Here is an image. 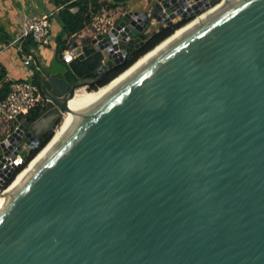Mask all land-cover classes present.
I'll use <instances>...</instances> for the list:
<instances>
[{
  "label": "water",
  "instance_id": "water-1",
  "mask_svg": "<svg viewBox=\"0 0 264 264\" xmlns=\"http://www.w3.org/2000/svg\"><path fill=\"white\" fill-rule=\"evenodd\" d=\"M222 2L146 0L75 38L70 63L62 48L30 55L49 101L0 139V169L53 138L88 78L123 63L125 41L135 50L152 22L190 17L175 33ZM77 115L2 204L0 264H264V0H232Z\"/></svg>",
  "mask_w": 264,
  "mask_h": 264
},
{
  "label": "crops",
  "instance_id": "crops-1",
  "mask_svg": "<svg viewBox=\"0 0 264 264\" xmlns=\"http://www.w3.org/2000/svg\"><path fill=\"white\" fill-rule=\"evenodd\" d=\"M143 1L146 2V0H125V7H117L116 9L104 8L94 17L93 24L98 19L104 22L113 20L115 25L121 14L126 11H138L136 8L132 10L131 7L132 5H140ZM53 9L54 5L49 0H0V66L6 72L4 82L12 84L14 82L32 80L36 85L33 78L34 68L31 67V64L28 66L24 65L25 59L30 57V55H35L38 59H50L59 48L58 43L53 40L51 45L47 47L38 46L30 54H23L17 45H12L11 43L22 34L24 23L29 17L39 16ZM91 29L92 26L85 28L81 32V35L90 36ZM59 31L60 25L54 16L51 20V34L53 38L55 36L58 38ZM1 85L2 83H0ZM20 123L21 120L14 123L1 121L0 139L9 136Z\"/></svg>",
  "mask_w": 264,
  "mask_h": 264
},
{
  "label": "trees",
  "instance_id": "trees-1",
  "mask_svg": "<svg viewBox=\"0 0 264 264\" xmlns=\"http://www.w3.org/2000/svg\"><path fill=\"white\" fill-rule=\"evenodd\" d=\"M53 5L54 9H59L55 14L58 24L60 25V31L57 36L54 37V41L58 43V47L62 49L67 48V41L74 35L80 34L85 28L93 24L94 17L103 9H116L117 7H125V0H115L111 3H106L101 0H49ZM191 20L190 17L181 20L173 27L165 28L159 31L155 35H142L141 39L145 41L144 45L136 50L130 48L128 50L127 58L125 61L112 69L105 77L100 81L97 86L89 88V90H97L98 87L108 84L112 79L121 74L132 64H134L141 56L155 48L163 40L168 38L174 31L181 26L185 25ZM23 54H30L33 49H36L38 45L33 41L31 37H28L21 44ZM6 76L5 69L0 66V97L4 98L10 88L9 82H4ZM45 108L36 107L33 109L26 117L28 123L34 122ZM52 135H45L39 142L38 147L29 151L28 156L25 157L22 166L17 168L12 174L11 178L6 183L5 188H7L11 182L15 179L17 174H19L30 161L45 147V145L50 141Z\"/></svg>",
  "mask_w": 264,
  "mask_h": 264
},
{
  "label": "built area",
  "instance_id": "built-area-1",
  "mask_svg": "<svg viewBox=\"0 0 264 264\" xmlns=\"http://www.w3.org/2000/svg\"><path fill=\"white\" fill-rule=\"evenodd\" d=\"M101 1H104L106 3H111L115 0H101ZM58 10L59 9H55L52 11H48L39 16L29 17L24 23L22 34L18 36L16 39H14L11 44L17 45L19 50L22 51V47H21L22 42L26 40L28 37H31L39 47H47L51 45L54 40L51 34V20L58 12ZM181 20H183L181 16L177 15V17L172 20V23L175 25ZM91 26L92 29L90 30L91 31L90 36H94L99 33H104L108 28L113 27L114 21L107 20L104 22V21H99L97 19L96 23ZM164 26H166V24H164ZM152 31L159 32V25L155 22H152L143 31L141 36L151 35ZM81 36H82L81 33L78 35H74L67 41V48L63 49V59L65 63H70L73 60L74 56L72 55L70 45L75 38ZM125 44L127 45L131 44L128 50L130 48H133L134 46L132 39H128L127 41H125ZM128 50L124 55V61L127 58ZM32 63L33 61L31 59V56L25 59L24 61V65L26 66ZM48 101L49 100L45 96H43L38 86L35 85L32 80L14 82L10 85V90L8 94L4 98L0 97V122L4 121L6 123H14L21 120V123L19 124L21 125L24 121H26L25 117L33 109H35L36 107L46 108V104ZM17 127H15L14 130ZM38 144H36L34 148L38 147ZM22 149H27L28 151H30L29 147L26 144L22 146L21 150ZM15 150L16 149L14 148L11 154L5 157V162L2 168L0 169V177L2 175H5L6 172H9L12 168H14L15 171L17 168L23 165L25 157L21 156L19 152L17 154H14ZM3 192L4 191H0V194Z\"/></svg>",
  "mask_w": 264,
  "mask_h": 264
},
{
  "label": "bare ground",
  "instance_id": "bare-ground-1",
  "mask_svg": "<svg viewBox=\"0 0 264 264\" xmlns=\"http://www.w3.org/2000/svg\"><path fill=\"white\" fill-rule=\"evenodd\" d=\"M232 0H224L218 6L208 10L206 13L198 16L195 20H193L188 25L183 28L177 30L171 37L162 42L159 46H157L153 51L139 59L132 67H130L127 71L118 76L115 80H113L109 85L102 87L96 91H89L86 88H81L77 90L75 97L69 101V108L71 112L65 113L60 125L57 127L55 134L49 144L31 161L29 165L15 178L13 183L0 195V208L8 196L12 193V191L18 186V184L23 180V178L33 169V167L44 157V155L55 145V143L66 133V131L70 128L76 117L77 113L81 112L84 108H86L89 104L99 99L121 81H123L127 76H129L133 71H135L138 67H140L144 62H146L149 58H151L154 54H156L163 47L168 45L178 36L209 17L220 8L231 2Z\"/></svg>",
  "mask_w": 264,
  "mask_h": 264
},
{
  "label": "flooded vegetation",
  "instance_id": "flooded-vegetation-1",
  "mask_svg": "<svg viewBox=\"0 0 264 264\" xmlns=\"http://www.w3.org/2000/svg\"><path fill=\"white\" fill-rule=\"evenodd\" d=\"M143 42L145 43V41H143ZM144 43H143V45H144ZM140 47H141V46H140ZM132 49H133V48H132ZM137 49H138V48H137ZM135 50H136V49H135ZM133 51H134V50H133ZM104 77H105V76H104ZM104 77H102V78L100 79V81H101ZM97 79H99V76H91V77L88 78V81H89V83H90L89 88L95 86L93 83H95V82L97 81ZM100 81H99V83H100Z\"/></svg>",
  "mask_w": 264,
  "mask_h": 264
},
{
  "label": "rangeland",
  "instance_id": "rangeland-1",
  "mask_svg": "<svg viewBox=\"0 0 264 264\" xmlns=\"http://www.w3.org/2000/svg\"><path fill=\"white\" fill-rule=\"evenodd\" d=\"M137 6H139V7L137 8ZM137 6L132 5L131 9L133 10V9L136 8V10H138L139 12H142V11H145L146 10V7H147L145 1L141 2V4L140 5H137ZM86 89L89 90V88H86Z\"/></svg>",
  "mask_w": 264,
  "mask_h": 264
},
{
  "label": "clouds",
  "instance_id": "clouds-1",
  "mask_svg": "<svg viewBox=\"0 0 264 264\" xmlns=\"http://www.w3.org/2000/svg\"><path fill=\"white\" fill-rule=\"evenodd\" d=\"M158 33V32H157Z\"/></svg>",
  "mask_w": 264,
  "mask_h": 264
}]
</instances>
